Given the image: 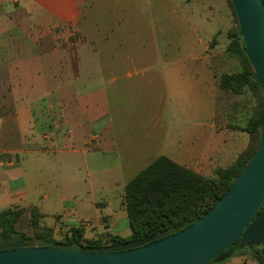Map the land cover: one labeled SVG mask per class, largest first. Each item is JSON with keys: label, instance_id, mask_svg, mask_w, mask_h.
<instances>
[{"label": "crops", "instance_id": "1", "mask_svg": "<svg viewBox=\"0 0 264 264\" xmlns=\"http://www.w3.org/2000/svg\"><path fill=\"white\" fill-rule=\"evenodd\" d=\"M151 1L0 0L12 25H0V211L33 210L55 240L78 225L127 237L125 185L155 158L205 176L221 164L234 132L216 117L203 48L181 44L195 27L181 0L163 24L147 19ZM68 24L85 38L72 53L40 42Z\"/></svg>", "mask_w": 264, "mask_h": 264}, {"label": "water", "instance_id": "2", "mask_svg": "<svg viewBox=\"0 0 264 264\" xmlns=\"http://www.w3.org/2000/svg\"><path fill=\"white\" fill-rule=\"evenodd\" d=\"M246 54L264 100V2L231 0ZM264 125L256 151L228 190L187 227L155 241L128 240L118 249L100 251L20 241L0 250V264H206L230 256L225 249L237 238L250 246L264 244Z\"/></svg>", "mask_w": 264, "mask_h": 264}, {"label": "trees", "instance_id": "3", "mask_svg": "<svg viewBox=\"0 0 264 264\" xmlns=\"http://www.w3.org/2000/svg\"><path fill=\"white\" fill-rule=\"evenodd\" d=\"M230 38L228 50L233 54L241 55L249 67L247 70L222 74L219 87L221 90L238 92L247 84L256 90L259 98L257 111L247 121L246 126L242 127L250 135L251 147L238 155L231 165L216 170L210 176L194 172L165 155L155 158L125 185L124 204L131 230L127 237L108 234L106 239H87L84 237L82 225L71 226L60 241L55 240L51 230L47 228H42L39 232L34 229L33 235H27L15 227L24 210L11 208L2 210L0 211V250L14 248L17 241L23 246H31L38 239L43 240L44 245L47 246L53 243V245L89 251H100L106 246L118 249L128 240L147 238L148 242H151L169 236L187 227L207 212L228 190L235 176L256 151L264 125L262 92L247 57L239 26ZM263 208L264 201L259 211ZM30 216V224L35 226L38 223V215L32 210ZM225 252H231L230 255H248L256 261V264H264V244L250 246L242 242L241 238H237L225 249ZM208 263L218 262L211 260Z\"/></svg>", "mask_w": 264, "mask_h": 264}, {"label": "rangeland", "instance_id": "4", "mask_svg": "<svg viewBox=\"0 0 264 264\" xmlns=\"http://www.w3.org/2000/svg\"><path fill=\"white\" fill-rule=\"evenodd\" d=\"M146 1V0H145ZM231 0H181L179 11L189 16V24L194 25L195 34L187 38L181 36V44H195L203 48L205 60L212 68L214 77V109L218 120L222 118L227 120L230 131L234 132L233 137L229 142V149L222 155L221 164L215 167L209 174L213 175L216 170L225 168L231 165L235 159L248 147H251L250 135L244 130L247 121L256 113L259 98L251 86L245 85L238 92L233 90H221L219 81L222 74H231L241 70H247L249 65L243 57L237 53H231L228 50V45L231 41L230 36L237 30V20ZM172 7L174 5L168 3L167 0H160V10L158 9L155 0L141 3V10L147 18L153 14L160 13V24L166 21L167 17L173 14ZM6 5L3 7V12L0 13V25L4 23L6 31L10 30L11 21L8 18L9 10H6ZM4 18L5 21L2 19ZM8 19V20H7ZM148 19V18H147ZM180 20V19H179ZM176 20V24L180 26V33L189 32L187 22ZM3 26V28H4ZM191 27V26H190ZM14 30V29H13ZM12 32V31H11ZM167 37H164L165 39ZM6 39L9 36L6 34ZM160 38V43L163 40ZM85 41V38L76 31L73 25L58 26L47 32V35L41 39V43L49 49L51 48H72L79 43ZM46 48V49H47ZM82 60H91L85 58L82 54ZM9 68L7 66L0 67V82L9 78ZM262 94V93H261ZM92 177V176H91ZM97 184L94 185L96 187ZM113 193H116V188H113ZM109 194L110 192H106ZM55 217H48L44 220L43 226H52ZM59 224L56 226L58 227ZM16 229L23 231L27 235H33L34 231H40L39 223L32 226L30 217L26 212H23L18 218ZM35 227V228H33ZM35 229V230H34ZM59 241L63 240V235L59 236ZM51 244V245H50ZM48 246H52L50 243ZM208 264H256L250 256L234 254L230 255L221 262Z\"/></svg>", "mask_w": 264, "mask_h": 264}]
</instances>
